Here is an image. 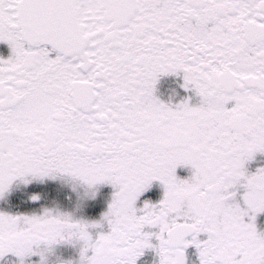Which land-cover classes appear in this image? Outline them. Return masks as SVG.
<instances>
[{"label":"snow or ice","instance_id":"snow-or-ice-1","mask_svg":"<svg viewBox=\"0 0 264 264\" xmlns=\"http://www.w3.org/2000/svg\"><path fill=\"white\" fill-rule=\"evenodd\" d=\"M0 264H264V0H0Z\"/></svg>","mask_w":264,"mask_h":264}]
</instances>
